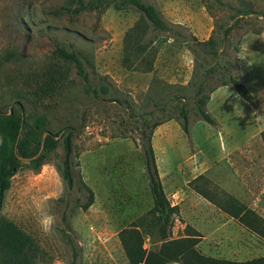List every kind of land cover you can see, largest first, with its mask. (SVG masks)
Returning a JSON list of instances; mask_svg holds the SVG:
<instances>
[{"label":"rangeland","instance_id":"rangeland-1","mask_svg":"<svg viewBox=\"0 0 264 264\" xmlns=\"http://www.w3.org/2000/svg\"><path fill=\"white\" fill-rule=\"evenodd\" d=\"M88 1L0 0V115L22 113L27 126L43 118L50 134L73 129L72 189L60 173L63 131L41 168L21 164L4 195L0 216L36 243L34 264H129L119 241L126 228L139 230L146 251L158 249V229L149 223L153 202L141 143L153 129L158 176L169 203L177 206L187 195L178 180L187 172L183 167L199 165L205 131H215L187 100L200 73L215 60L207 54L210 48L197 42L215 41L223 68L207 76V84L215 86L227 74L237 78L236 50L244 35L264 32V0H142L178 27L172 36L146 30L139 37L146 51L136 58L140 14L113 6L101 12L80 9ZM246 9L253 13L240 15ZM59 49L75 52L87 85ZM259 61L254 79L264 83V58ZM176 95L188 102L189 135L169 119L177 115ZM206 110L213 112L209 104ZM85 187L92 193L88 207ZM46 216L52 217L47 228ZM186 224L175 216L171 238L184 236ZM227 249L215 247L214 254L222 259Z\"/></svg>","mask_w":264,"mask_h":264},{"label":"trees","instance_id":"trees-1","mask_svg":"<svg viewBox=\"0 0 264 264\" xmlns=\"http://www.w3.org/2000/svg\"><path fill=\"white\" fill-rule=\"evenodd\" d=\"M110 6H113L116 11L133 8L140 14V23L135 26L138 41L133 55L136 58L146 51V46L139 47V37L146 34V30L150 29L152 32H160L170 36L177 35L174 30L178 25L167 22L155 5L143 2L142 0H89L80 9L101 12ZM252 13L251 10L246 9L242 10L240 15L248 16ZM235 18L236 16L232 20ZM236 23L237 21H235L234 25ZM232 27L230 26L223 31L222 42L232 30ZM194 41L197 42L196 40ZM197 43L202 47H209L210 50H208L207 54L215 58V60L200 73L199 81L194 86L187 100H192L193 112L199 119L209 125L215 126V120L206 110V103L209 100V95L216 88L229 86L247 103L252 104V99L244 85L233 74H227V79H221L219 84L215 86L207 84V76L215 72L217 68H221V65L217 61L219 55L218 51L214 48L215 41L211 37L204 42ZM57 52L64 61L75 67L78 75L87 85L89 82L88 76L75 52H66L62 49L57 50ZM237 52L238 50H236ZM147 56L150 57V54H147ZM143 60L145 59L143 58ZM59 82L60 80L58 79ZM89 89H91L96 97L98 96L97 90L94 88ZM174 100L176 101L175 110L177 115L169 119L177 121L182 131L189 135L190 118L187 109L188 102L185 98L177 95L174 96ZM158 125L155 124V127ZM152 130L145 136V142L141 143V150L153 202V207L149 212L152 215V219L151 221L149 220V223L150 225L152 223L158 229L160 245L157 250L146 251L143 248L142 234L139 230L135 228L123 229L119 233V241L129 264H264V257L245 262L205 257L196 249V245L199 242V234L189 226H186V234L183 237L177 239L171 238L170 229L174 222V217L178 215V208L169 203L160 182L151 146ZM63 131H65L62 137L64 158L60 173L66 187L70 190L74 185L71 171L73 129L65 128L54 134H50L45 129L43 118H37L32 126H27L26 122L23 121L22 113L19 115H0V134L2 137L0 139V212L4 195L10 188V180L17 169L21 164H24L32 170L38 171L44 164L46 157L56 149L58 145L56 138ZM262 136L264 137V132ZM194 183L191 182L190 185L196 193L210 199L222 210L237 218L254 233L264 238L263 219L259 218L252 211L246 210L244 206L229 196H222L219 201H215L209 196L210 192L204 191L198 185H193ZM85 189L89 193V202L86 204V207H88L92 203V193L87 187ZM38 251V246L30 236L0 216V264H34ZM70 264H74V262Z\"/></svg>","mask_w":264,"mask_h":264},{"label":"crops","instance_id":"crops-1","mask_svg":"<svg viewBox=\"0 0 264 264\" xmlns=\"http://www.w3.org/2000/svg\"><path fill=\"white\" fill-rule=\"evenodd\" d=\"M262 57L264 32L244 35L236 53V74L252 104L238 100L229 86L216 88L206 103L213 110L209 114L216 122L215 131H205L199 165L189 162L183 167L187 172L178 178L185 184L187 195L177 202V216L186 221L185 227L199 234L196 249L205 257L218 259L215 247H229L221 260L245 262L264 257L263 237L190 185L198 182L195 185L210 192L215 201L229 196L264 220V83L254 79ZM254 254L258 255L251 257Z\"/></svg>","mask_w":264,"mask_h":264},{"label":"clouds","instance_id":"clouds-1","mask_svg":"<svg viewBox=\"0 0 264 264\" xmlns=\"http://www.w3.org/2000/svg\"><path fill=\"white\" fill-rule=\"evenodd\" d=\"M43 223L44 226L47 228L52 223V217L51 216L44 217Z\"/></svg>","mask_w":264,"mask_h":264}]
</instances>
